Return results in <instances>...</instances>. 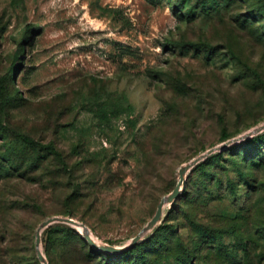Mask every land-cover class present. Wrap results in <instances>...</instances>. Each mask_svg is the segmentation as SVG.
Segmentation results:
<instances>
[{"label":"rangeland","instance_id":"1","mask_svg":"<svg viewBox=\"0 0 264 264\" xmlns=\"http://www.w3.org/2000/svg\"><path fill=\"white\" fill-rule=\"evenodd\" d=\"M0 94V264H41L52 217L122 247L182 165L264 124V0H0ZM40 250L48 264H264V131L188 171L126 254L66 224Z\"/></svg>","mask_w":264,"mask_h":264},{"label":"water","instance_id":"2","mask_svg":"<svg viewBox=\"0 0 264 264\" xmlns=\"http://www.w3.org/2000/svg\"><path fill=\"white\" fill-rule=\"evenodd\" d=\"M263 131H264V124L254 128L250 132H248V133H246V134H244V135H242L236 139H233L232 141H229V142L221 145L220 147H218L216 149L208 150L205 153H203L201 156L193 159L188 164L182 165L178 170L179 178H178V182H177V185L175 186V188L168 195L164 196L160 200L153 217L147 222V224L142 228V230L136 236H134L126 245H124L122 247H116V246H111V245L95 242L92 239V236L90 235L86 226L83 225L82 223L75 221L72 218L52 217V218L46 219L45 221H43L39 225V227L37 228V231H36V235H35V246H36L38 260L40 261L41 264H48L47 260L45 259L44 255L42 254V252L40 250L41 232L44 231L46 228H49L50 226L54 225V224H66V225H69V226L74 227L76 229H80L81 234L83 235L85 240L92 247H94L98 251H101L104 253L119 254V253L133 247L134 245L139 243L143 239V237L147 233H149L157 224H159L161 222L162 217L164 216V207H166V206L170 207V205L174 202V200L180 196L181 191L183 189V184L185 181V175L188 171H190L195 165H197L200 161H202L205 158H207L208 156H210L216 150L221 151L226 147V145H228L232 142L240 141V140H243L245 138L251 137L253 135H258V134L262 133Z\"/></svg>","mask_w":264,"mask_h":264},{"label":"trees","instance_id":"3","mask_svg":"<svg viewBox=\"0 0 264 264\" xmlns=\"http://www.w3.org/2000/svg\"><path fill=\"white\" fill-rule=\"evenodd\" d=\"M6 104V100H5V98L3 97V94H0V106H4ZM55 229H57V228H50V229H48V231L46 232V236H49V237H51V234L53 233V231H55ZM62 231H66L67 233H70L69 231H67V230H65V229H63ZM87 243L85 242V245H86ZM138 244V243H137ZM87 246V245H86ZM135 246V245H134ZM133 246V247H134ZM132 248V247H131ZM131 248H129V249H127V250H125V251H123V252H121V253H119V254H117L118 256H121V255H124V254H126L127 252H129L130 251V249Z\"/></svg>","mask_w":264,"mask_h":264},{"label":"bare ground","instance_id":"4","mask_svg":"<svg viewBox=\"0 0 264 264\" xmlns=\"http://www.w3.org/2000/svg\"><path fill=\"white\" fill-rule=\"evenodd\" d=\"M165 208V207H164ZM42 233V232H41ZM93 239V238H92ZM94 240V239H93ZM95 242H97L96 240H94Z\"/></svg>","mask_w":264,"mask_h":264}]
</instances>
